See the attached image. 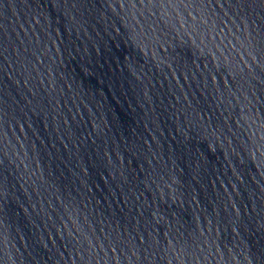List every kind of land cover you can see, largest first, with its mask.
Masks as SVG:
<instances>
[{"label":"water","instance_id":"1","mask_svg":"<svg viewBox=\"0 0 264 264\" xmlns=\"http://www.w3.org/2000/svg\"><path fill=\"white\" fill-rule=\"evenodd\" d=\"M0 264H264V41L231 0H0Z\"/></svg>","mask_w":264,"mask_h":264}]
</instances>
